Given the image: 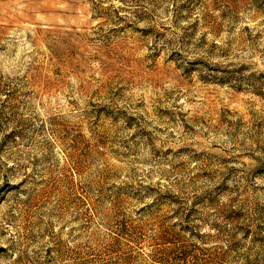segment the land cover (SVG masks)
I'll return each instance as SVG.
<instances>
[{
    "label": "rangeland",
    "instance_id": "rangeland-1",
    "mask_svg": "<svg viewBox=\"0 0 264 264\" xmlns=\"http://www.w3.org/2000/svg\"><path fill=\"white\" fill-rule=\"evenodd\" d=\"M0 264H264V0H0Z\"/></svg>",
    "mask_w": 264,
    "mask_h": 264
}]
</instances>
